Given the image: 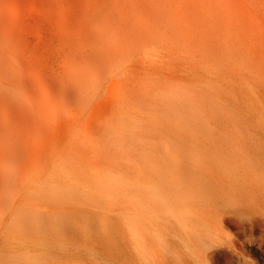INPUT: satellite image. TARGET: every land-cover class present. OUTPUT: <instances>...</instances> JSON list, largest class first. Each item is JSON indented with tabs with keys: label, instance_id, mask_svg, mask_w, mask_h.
<instances>
[{
	"label": "rangeland",
	"instance_id": "obj_1",
	"mask_svg": "<svg viewBox=\"0 0 264 264\" xmlns=\"http://www.w3.org/2000/svg\"><path fill=\"white\" fill-rule=\"evenodd\" d=\"M0 12V134L7 135L5 143L15 141L27 153L39 151L32 109L45 107L50 118L57 111L104 118L106 106L93 111L76 94L101 87L102 81L108 91L126 89L135 78L146 82L145 91L162 87L147 83L151 77L193 81L174 89L175 96L182 94L179 98L190 103L188 124L173 126L186 137L187 160L173 159L177 170L167 184L221 193L226 203L259 210L238 217L225 230L252 264H264V0H0ZM134 47L142 55L163 49L165 70L153 73L139 66L136 74H105L120 63L115 58H127ZM19 98L31 103L21 104ZM37 114L43 118L45 113ZM185 142L159 140L176 151ZM5 167L13 169V161H5ZM144 180L137 186L149 189L152 180ZM137 191L135 198L113 197L106 206L112 216L106 207L93 212L100 229L111 237L120 234L121 245L113 246L114 255L102 264L143 263L139 241L114 213L122 206L139 210L154 202V191ZM249 215L260 222L253 224ZM76 221L85 226L83 214ZM222 253L215 264L237 263Z\"/></svg>",
	"mask_w": 264,
	"mask_h": 264
},
{
	"label": "bare ground",
	"instance_id": "obj_2",
	"mask_svg": "<svg viewBox=\"0 0 264 264\" xmlns=\"http://www.w3.org/2000/svg\"><path fill=\"white\" fill-rule=\"evenodd\" d=\"M134 49L127 58L122 53L115 58L120 63L106 68L105 74L118 78L128 71L136 74L139 66L153 73L165 70L163 49L152 48L144 55ZM151 78L147 83L162 87L145 91L146 82L135 78L119 91H108L103 81L101 87L77 91V98L88 109L108 108V115L99 120L94 112L57 111L50 118L45 107L32 109L33 137L41 142L38 152L31 149L27 153L15 141L8 145L3 141L7 135L0 134V264H85L91 260V264H102L114 255L120 234L111 237L107 229H100L93 212L110 206L116 195L135 198L138 189L154 191V202L139 210L122 206L114 213L126 221L125 229L139 241L142 264L147 260L215 264L221 252L238 264H252L225 228L244 214H260L259 210L226 203L221 193L167 184L177 170L172 161L176 157L183 163L187 160L186 137L173 129L188 124L190 103L179 98L182 94L175 96L174 90L187 83ZM19 103L31 102L19 98ZM40 111L45 113L43 118L37 114ZM171 137L185 142L184 147L176 151L160 146L159 140ZM144 149L146 153H140ZM9 160L13 169L5 167ZM140 179L152 180L150 188H139ZM105 210L112 216L108 207ZM81 214L83 228L76 221ZM250 221L260 222L253 216Z\"/></svg>",
	"mask_w": 264,
	"mask_h": 264
}]
</instances>
